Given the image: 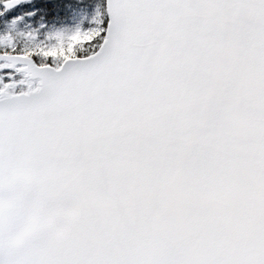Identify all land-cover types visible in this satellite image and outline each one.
<instances>
[{
    "label": "snow or ice",
    "instance_id": "6c2138e0",
    "mask_svg": "<svg viewBox=\"0 0 264 264\" xmlns=\"http://www.w3.org/2000/svg\"><path fill=\"white\" fill-rule=\"evenodd\" d=\"M0 264H264V0H0Z\"/></svg>",
    "mask_w": 264,
    "mask_h": 264
}]
</instances>
